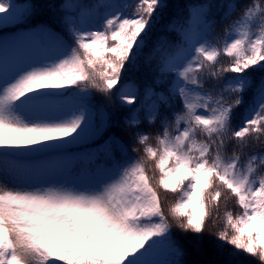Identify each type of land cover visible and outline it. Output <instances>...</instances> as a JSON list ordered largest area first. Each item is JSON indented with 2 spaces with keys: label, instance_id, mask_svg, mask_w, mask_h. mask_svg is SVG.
Masks as SVG:
<instances>
[{
  "label": "snow or ice",
  "instance_id": "1",
  "mask_svg": "<svg viewBox=\"0 0 264 264\" xmlns=\"http://www.w3.org/2000/svg\"><path fill=\"white\" fill-rule=\"evenodd\" d=\"M127 7L0 0V264H234L220 242L264 264V0L228 4L221 34L190 5L155 41L163 0Z\"/></svg>",
  "mask_w": 264,
  "mask_h": 264
},
{
  "label": "trees",
  "instance_id": "2",
  "mask_svg": "<svg viewBox=\"0 0 264 264\" xmlns=\"http://www.w3.org/2000/svg\"><path fill=\"white\" fill-rule=\"evenodd\" d=\"M14 2L18 5H25L28 3H61L63 0H14ZM83 3L87 4H93L97 3L98 0H81ZM123 4H127L128 7L125 9L127 10L130 15L136 12L137 10V0H123L121 1ZM163 2L167 5V7L161 12L160 19L158 23L155 25L153 33H152V41H155L157 36L160 35H167L173 39H175V32L168 33L166 31L167 25L171 23L173 20H176L178 23H182L183 20L187 17L188 15V8L190 5H201V4H210L213 5L211 8V16L217 20V25L215 29V34H221L223 28L226 26L227 23H230L231 21L220 23L221 16L224 14V12L228 11L227 5L230 3H236L238 0H163ZM223 4L225 7L223 9H220L218 7H215L217 5ZM232 18H236V14H233ZM36 19H45L44 16H41L39 18H34L32 21L29 22V26L32 23L36 22ZM22 29H27L26 26H13L12 28L6 29L3 34L6 35L8 31H14V33L22 30ZM231 57H226L222 56L219 58V64L223 66H227L231 62ZM141 65H143V57L141 58L140 61ZM127 67V65H126ZM251 69H249V72ZM231 75H236L234 73H226L225 76H231ZM147 78V73L146 71L142 70L139 72H132L128 74V80L131 83H135L138 86V96L142 98L144 96V85L145 81ZM211 81L214 82L215 78H211ZM122 82H123V75H122ZM212 82L205 83V88L208 89L212 86ZM118 87V86H117ZM116 89H113V92H115ZM227 95V94H226ZM94 96L98 101L103 100V97L100 96L99 93L94 92ZM245 104L243 107L240 109L235 110V119L233 121V126L239 125L240 117L243 113V110L245 107H247L249 99H250V94L245 95ZM141 103V99H137L136 105H139ZM127 107H132L131 105ZM107 110L110 113H113L115 115V118L117 120L120 119V117L124 114H126V109L121 107V103L117 97H113L112 101L110 104H108ZM123 129V131H121ZM142 130H146L150 132L153 136H155V133L159 131V124L155 126V128H149L147 123H143L141 125ZM111 131L117 132L122 138L125 140L126 143H128L129 146V153L131 156H135L136 154L131 152V149L135 146L131 140H130V135L131 132L134 131V129H129L126 125L123 124V122H120V128H113ZM110 134V132L105 133L102 135L101 138H106V136ZM102 140H98L96 143H100ZM154 142V140H153ZM95 147V144L88 145V147ZM249 151L255 152L257 151L256 148H250ZM149 168H151V162L148 164ZM151 175V172H150ZM157 177H158V172H157ZM162 197V205L165 209V212L167 214L168 208L173 204L178 197V193L173 194V193H167V198L165 199V194L163 189H159ZM177 235H180V233L177 231ZM210 239L215 240V237L212 236ZM224 244V251H225V257L224 258H231L234 261V264H260V261L258 258L251 257L248 254H238L232 257H228V253H232L234 251L239 253V250H235L233 246L225 243V242H220ZM214 249L210 248V252L214 253ZM207 258H215L214 255H210Z\"/></svg>",
  "mask_w": 264,
  "mask_h": 264
},
{
  "label": "rangeland",
  "instance_id": "3",
  "mask_svg": "<svg viewBox=\"0 0 264 264\" xmlns=\"http://www.w3.org/2000/svg\"><path fill=\"white\" fill-rule=\"evenodd\" d=\"M121 1H123V0H116V2L117 3H120V4H123ZM125 13H126V15H128L129 17H131V15H130V13L127 11V10H125ZM13 26H16V25H10V26H7V28L6 29H8V28H12ZM20 31H26V30H20ZM14 33V31H8L7 32V34L6 35H8V36H11L12 34ZM131 83V82H130ZM97 122H99V121H97ZM101 134L103 135L104 134V130L103 129H101ZM102 135H101V137H102ZM103 138H101L100 140H102ZM99 140V139H98ZM97 140V141H98ZM96 141V142H97ZM89 147H91V146H89ZM68 179H71V178H68Z\"/></svg>",
  "mask_w": 264,
  "mask_h": 264
}]
</instances>
